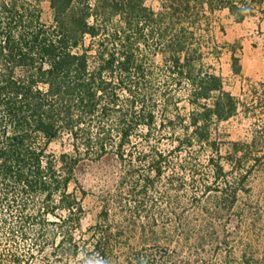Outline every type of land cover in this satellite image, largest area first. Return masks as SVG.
Returning a JSON list of instances; mask_svg holds the SVG:
<instances>
[{
    "label": "trees",
    "instance_id": "1",
    "mask_svg": "<svg viewBox=\"0 0 264 264\" xmlns=\"http://www.w3.org/2000/svg\"><path fill=\"white\" fill-rule=\"evenodd\" d=\"M43 1L0 0V229L9 231L10 243H32L27 254H14L13 264H30L38 254L46 261L48 249L51 264L80 252L112 264L114 240L123 228L137 230L147 213L145 197L163 175L162 156L146 172L126 160L134 140L149 143L168 129L180 134L178 150L216 151L214 130L236 115L237 99L213 63L226 47L215 35V15L227 10L242 22L245 4L47 0L48 20ZM230 52L239 75L235 45ZM210 162L215 179L223 177L221 161ZM205 189H217L215 209L228 213L223 231L233 233L238 188ZM89 195L98 210L83 204ZM113 201L122 210L116 229ZM150 210L148 227L156 222ZM140 259L134 264H143Z\"/></svg>",
    "mask_w": 264,
    "mask_h": 264
},
{
    "label": "rangeland",
    "instance_id": "2",
    "mask_svg": "<svg viewBox=\"0 0 264 264\" xmlns=\"http://www.w3.org/2000/svg\"><path fill=\"white\" fill-rule=\"evenodd\" d=\"M243 1L246 16L242 22H236L227 10L215 15V35L226 47L220 60L213 63L226 90L237 99V113L214 130L217 152L206 147L178 150L175 146L180 134L168 129L155 132L149 143L144 137L134 140L126 160L138 164L140 172L148 171L149 162L157 157L164 159L162 178L156 190L145 197V214L152 209L149 213L156 222L148 227L143 215L137 230L123 228L121 238L112 244V264H134L136 255L143 264H264V0ZM43 8L50 20L47 0ZM231 45L240 59L239 75L231 69ZM186 106V97H182L180 107L187 112ZM53 150L60 153L63 148L56 145ZM230 155H234L233 161ZM212 158L224 166L223 177L215 179ZM226 184L238 188L230 213L238 214L239 224L228 235L223 231L228 213H218L213 203L217 189L205 192L206 186L221 191ZM83 204L88 210L99 209L92 195L84 198ZM120 209L111 202L114 229L122 220ZM89 223L87 218L84 226ZM8 238L9 231L0 229V264H13L14 254H27L32 249L29 240L17 238L10 243ZM50 250L46 261L38 254L30 258V264H51ZM86 250L91 252L92 245ZM84 254L80 252L64 264H101L93 255L86 260Z\"/></svg>",
    "mask_w": 264,
    "mask_h": 264
}]
</instances>
